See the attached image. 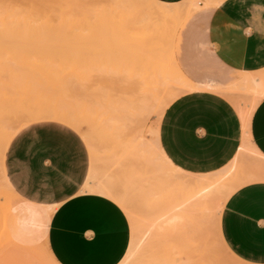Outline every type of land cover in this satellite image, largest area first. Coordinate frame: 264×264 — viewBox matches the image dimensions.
I'll return each mask as SVG.
<instances>
[{
  "label": "crops",
  "instance_id": "crops-1",
  "mask_svg": "<svg viewBox=\"0 0 264 264\" xmlns=\"http://www.w3.org/2000/svg\"><path fill=\"white\" fill-rule=\"evenodd\" d=\"M178 29L183 38L179 59L174 40L175 61L193 86L159 120L164 154L186 172H216L233 160L245 135L264 156V97L243 129L241 109L251 103L243 98L250 96L235 95L248 73L264 70V0H224L200 7ZM4 162L8 182L23 199L18 207L41 213L20 235L10 227L17 242L44 244L55 264L122 260L130 241L129 220L111 199L81 191L90 158L78 132L56 121L31 123L11 139ZM246 184L223 206L221 237L237 258L264 264V181Z\"/></svg>",
  "mask_w": 264,
  "mask_h": 264
},
{
  "label": "bare ground",
  "instance_id": "bare-ground-1",
  "mask_svg": "<svg viewBox=\"0 0 264 264\" xmlns=\"http://www.w3.org/2000/svg\"><path fill=\"white\" fill-rule=\"evenodd\" d=\"M1 1L5 0H0V2ZM12 1L13 0L8 2L6 0V3L4 2L6 5L3 4V2L0 3V28L10 30L23 29L34 33H42L47 31L50 19L49 0H24L23 2L18 0V4L20 2V5H23L24 2L27 1L28 3H25L26 7L23 5V8H20V5H15L17 9L13 6L14 4H12ZM222 1L224 0H183L177 3H166L160 0H114L113 2L110 1V6L106 4L105 6L107 7L102 6L101 8L99 7L96 9V19L94 21V26H96L98 30H107L110 32L112 34L111 37L114 40H119L121 38L120 36H123L126 33L128 35L129 30L133 28H139L138 31H140L141 28L148 29L146 30L147 33H150L148 31L157 34L159 33L158 36H160V32L163 33V31L164 33L169 30H172L173 32V37L171 38H166L164 33L161 34V36H163H160V41H158L160 44L157 42L160 46L156 43L158 36L155 37L153 36L155 34H151L156 38L155 40L153 39V41L158 46H156L157 48L154 47V44L152 45L151 41L146 39L148 35L147 33H142L141 37L139 33V36H137L136 33L135 35L137 37H132H135L136 39L141 38L140 40H142L143 36V38L151 42L150 45L153 47H150L149 45L150 48L146 49V43L149 44V42L143 39L142 42H146H144V46L140 40L137 39V41L135 38V44L132 42L134 46L129 45L131 48L125 47L126 45L119 47V56L121 60H126L127 65L133 66V69H130L131 67L128 68V66L126 67L129 71H131V74L134 75L135 73H138V77L133 78V81H131L130 85H127L128 88H125L124 85V88L130 90L129 92L132 93L129 94V97L127 96L125 99L122 98V101H113L114 103H118L117 105L113 104L114 106L111 104V101H107L108 104L106 106L110 108L104 113L107 115V117H104V119L107 118V123L104 125L107 126H104L99 122L101 124V129L99 132L102 131L108 133L106 130H111L110 136L112 135L114 137L112 138V141L114 146L116 145L117 149H115V151L110 154H114L115 158H118L114 159L109 154L111 156V160L114 159L112 160L113 164H111L112 169H109V171L102 169L95 163L91 164L87 179L81 190L83 192H93L99 195L101 194L100 196L107 197L109 200L111 199L112 202L116 203V205H118L123 210V212L131 221L132 231L129 245L124 257L119 261L118 264H214L212 263L213 252L211 253L210 251L212 250L206 247V242L208 241V236L210 235L214 237V240L219 248L233 261H238L240 264H250L237 258L223 242L220 232V216L226 200L237 188L242 187L244 184L247 185L246 183L249 182L264 181V156L261 155L255 149V147L246 140V136L244 135L242 138V144L240 145L237 154L226 167L216 172L193 174L175 166L164 154L158 141V126L160 117L162 116L161 112H164L163 110L167 108V106L173 100L182 95L179 93H185L191 90L193 86L179 69L175 61V33L184 19L194 10L208 5H219ZM131 32L133 33L132 30ZM129 35L126 37L128 38ZM126 37L125 39H127ZM148 38L150 37L148 36ZM124 41L121 42L124 44ZM127 42L129 43L130 41ZM136 43L138 44L137 46ZM139 44L141 45L139 46ZM142 45L145 49L141 48ZM161 50L168 52L167 56L170 59L169 63L171 62L170 68H166L168 64L166 67L160 66L158 64L161 63L159 62V59H161L162 56L160 54ZM156 51H158V53ZM129 59L133 60V63H129ZM123 61L122 63H124ZM126 67L124 66V68ZM125 74H127V70ZM128 74L127 76H129ZM174 76L175 78L173 79ZM131 77L127 78V81ZM176 78L180 80V83L177 82V86H174L176 84L171 83V81L173 80L176 82ZM118 86L120 87V85ZM237 91L240 93H247L250 96V105L247 108L243 107V109H241L243 129H246L253 109L260 99L264 97V72L260 71L256 73H248L241 81ZM221 92L223 93V90ZM119 104L120 106H118ZM153 105L158 108V110L160 108V113L157 112L158 110L156 111V113H158L157 116H160L156 118V122L150 130L154 136L153 142L146 144V142L142 140L137 141L134 138L135 135L133 136L135 140H132L131 137V139L126 142L124 139L126 134L124 135L122 130L119 132V129L122 128V126L119 125L121 122L119 120L121 118L119 116L120 113L124 114L123 112H128V114L125 115L126 117L132 116L129 113L134 114V116L135 114L136 116H141L143 113L147 112L149 108V110H151ZM161 107H163L162 111ZM50 110L48 109L47 112H43V109H41L34 112L33 114L23 113L24 116L21 115L22 117L19 118L16 126L10 127V129L8 127L9 130H7V127L2 125V128L0 129V182L2 187L7 192H9L14 198L20 200L19 203H21L23 199H21L20 196H18L17 193L13 191L10 183L8 182L4 165L5 152L14 135L25 126L42 120L61 121L71 126H75V129H77L78 123L80 122L78 119H76L78 120L76 122V120L73 118L75 116H72L71 118L69 115L70 113L68 114L67 111L63 110V108L61 109L63 111H59L55 108L54 110ZM94 110L95 109H93V111ZM147 115L148 114H146V116ZM116 122L119 124H116ZM124 123L126 122H123V125H125ZM140 131L138 132L140 135L137 133L139 136H141L142 133H140ZM243 134H245V132ZM84 135L85 136H83V138L89 145L92 143L94 144L93 140L96 139L94 132V138L90 136L88 137L86 134ZM110 162L111 161H109V163ZM132 162L136 166L139 163L143 167H146L147 173L145 174V177L147 174L148 175L147 179L144 178V180H146V185L149 187V192L151 195V201L149 202H152L153 204L151 205H154L152 207H155L152 209H156L157 214L160 211L158 216L154 214V219H156V217H159L158 219L161 218L158 220V223H154V219L152 220V223L148 224L142 222L139 225V223H137L136 217L134 215L133 206L135 204V199L133 195H135L134 193L137 186H141L142 184L140 183L141 180L140 182L138 181L137 184L135 180L136 177L133 176V173L137 171L136 169L138 166L140 168L141 166L138 165L137 168H135V172H133V170L130 169ZM115 164L119 165L114 168V171L117 173L115 177L117 180L113 181L111 180L110 173L112 172L113 165ZM134 165L131 166V168H134ZM141 171L142 172L140 173L143 175L144 172L143 170ZM144 180L142 178V181ZM142 186L145 191L147 186L144 187V184ZM140 191L141 189L138 190L139 194H143L144 191L141 193ZM16 211H18L17 213L25 212L26 214V217L23 220L24 228L25 226H28L31 221L39 214V211L29 210L22 206L17 207ZM213 217L215 219H212ZM21 219H23V217ZM4 225L2 234L3 232L5 234L6 231ZM14 227L15 226L13 225L11 228ZM19 227L20 226H18V228ZM21 229L23 230V228ZM6 235L4 237H8V235ZM4 239V241H6V238ZM42 246L44 247L43 244ZM10 251L12 250H9L8 252ZM14 251L15 250L13 249V252ZM44 251L45 253L43 252V255H45L50 262L47 263L55 264L46 253L45 247ZM18 253L19 252L17 251V254ZM23 254L25 257L26 254ZM27 256L29 257V254H27ZM22 259L24 260L23 257ZM33 260H35L34 264H41V261L37 263L39 259ZM27 261H25L24 264H27ZM32 263L33 262H30V264Z\"/></svg>",
  "mask_w": 264,
  "mask_h": 264
},
{
  "label": "rangeland",
  "instance_id": "rangeland-1",
  "mask_svg": "<svg viewBox=\"0 0 264 264\" xmlns=\"http://www.w3.org/2000/svg\"><path fill=\"white\" fill-rule=\"evenodd\" d=\"M7 1L9 2L11 0H7ZM19 1L23 2L24 0H19ZM28 1L24 2L23 5H25V7H26L25 3H28ZM110 1L113 2L114 0H49L50 19H49V27L47 28L46 32L34 33L23 29L10 30V29L0 28V129L2 128V125L6 126L7 130H9L10 127L16 126L19 118L24 116L23 113L33 114L34 112L41 109H43V112H47L48 109L54 110V108L58 109L59 111L65 110L67 111L68 114L70 113L69 115L71 116V118L72 116H75L76 118L73 117L75 120L76 119L80 120L77 129H75L76 128L75 126H71L64 122L61 121H56V122L62 123L72 128L73 130L75 129V131L79 133V135L85 142L89 152V158H90L89 168L91 164L95 163L97 166L108 171L109 169H112L111 166V164H113L112 160L118 157L115 158L114 154L112 155L110 154L113 153L115 149H117L116 145L114 146V143L112 141V138L114 137L112 135L110 136L111 130L107 129L106 131H108V133L102 131L99 132L101 129L100 127L101 124L104 125L107 123L106 120L107 118L104 119V117H107V115L104 113L107 112L110 108H108V106L106 105L108 104L109 101L112 102L111 103L112 105L113 104L117 105L118 103L116 102H118L119 100L122 101L123 100L122 98L125 99L127 98V96L129 97V94L132 93L129 92L130 90L125 88H128L131 81H133V78L138 77L137 75L138 73L137 74L135 73L133 75L131 74V71L128 70V68L130 67H131L130 69H133V66L127 65L126 60L125 61H123V59L121 60L119 56L120 55L119 47L122 45H126L125 47L131 48L130 46L131 45L134 46L137 39L138 40L141 39V38L136 39L135 37L132 36L140 35L141 37L142 33H147L146 30H148L142 28L140 29V31H138L139 28L130 29L128 35L130 34L131 36L129 35V37L127 38L126 37L128 36L127 33L123 35L124 33L123 32L122 33L123 36H120L121 38L119 40L118 39L114 40L111 37L112 34L107 30L106 31L98 30V28L94 26L95 24L94 21L96 19L95 17L96 9H98L99 7L101 8L106 4L110 6L111 5ZM1 2L5 4L6 0ZM20 2L18 4V0H13L12 4H14L13 6L16 7L20 5ZM23 5H20L21 7L20 6L19 7L23 8L24 7ZM134 29L137 31H135ZM131 30L133 31V33L131 32ZM169 31L165 33L163 31L166 38L173 37L172 30ZM148 32L150 33H147L148 35L146 34L147 35L146 39L151 41L152 45L154 44L155 45L154 47L157 48L158 47L157 45L160 44L158 41H160V38L163 36V35L161 36V34L163 33L160 32V36H161L160 37L158 36L159 33L158 34L152 33L151 31ZM182 32L183 30L178 29L174 36L175 46H176V42H178L177 47H175V57L177 59H179L181 53L180 45L183 38ZM151 34L152 35L155 34L153 36L155 37L158 36L159 39L158 38L156 39ZM124 36L128 40L125 39ZM148 36L150 38H148ZM178 38L179 40H177ZM143 39L147 41L142 36V40ZM153 39L154 40L156 39L157 40L156 43L158 42L159 44L157 43L156 45ZM124 40L130 41L131 43L129 42L130 43L129 44L127 41ZM142 40L140 41L142 42ZM121 41H124L127 44L125 43L123 44ZM145 41L142 42L143 45ZM151 42H149V44L145 42L146 49L153 47L150 45ZM137 45L138 44L136 43V46ZM140 45L141 44H139V46ZM143 45L141 48H144L145 45L144 46ZM156 52L158 53V51ZM160 54L162 55L161 59H159V62L161 63L158 64L160 66H165V67L168 64L166 68H170L171 62L169 63L170 59L167 56L168 52L161 50ZM130 60L131 59H129L128 62L133 63V60H131V62ZM122 61L124 63H122ZM124 66L125 67L128 66V68L127 67L124 68ZM126 70H127V74L129 73L128 74L129 76L125 74ZM129 77L131 78L128 79L127 81V78ZM174 78L175 76L173 77V79ZM177 80L179 79L176 78V82L172 80L171 83H175V84L177 82L180 83V80L179 81ZM121 82L128 84H123ZM118 85H120V87ZM174 86H177V84ZM179 94H183V93H179ZM235 95L239 98L243 97L242 93ZM244 95L247 96L249 94L244 93ZM243 100L244 102H248L250 101V98L249 99L243 98ZM113 101L116 102L114 103ZM154 105L151 108L152 111L149 110L150 109L149 108L148 111L143 113L144 115L142 114L141 116L140 115L136 116V114L134 116V114L129 113L132 116L129 115L131 117L128 116L126 117L125 115H127L128 112H123L124 114L120 113L119 116L121 118L119 120L121 122L120 124L116 122V124L122 126V128L119 129V132L120 130H122V133H124V135L125 134L128 135V136L125 135L124 138L126 142H128L131 139V137L132 140L135 139L137 141L142 140L146 142V144L149 142H153L154 136L150 132V130L152 126L155 124L156 118L160 116V115L157 116V114L160 113V108L158 110V108H156ZM118 106H120V104ZM62 108L63 110H61ZM162 108L163 107H161V111ZM93 109H95L94 110L95 112L93 111ZM156 111L158 113H156ZM146 114L148 115L146 116ZM162 114L163 112H161V115ZM78 120H76V122ZM125 120H127L128 122ZM42 121H47V120H42ZM48 121H54V120H48ZM123 122H126L124 123L126 126L123 125ZM92 131L94 132L96 141L93 140L94 144L92 143L89 145L84 140L83 136H85L84 134H86L88 137L90 136L94 138ZM139 131L140 133L142 132L141 136H139L140 135L138 133ZM134 135H135L134 137L135 139L133 138ZM109 154L114 159L111 160V156ZM109 161H111L112 163L111 162L109 163ZM132 164L130 165V169H132L133 172H135V168H137V166L140 164L138 163L137 166L133 164L134 168H131V166H133ZM117 165L119 164L113 165L112 172L110 170L111 173L107 172L111 174V180L113 181L117 180L115 179L117 173L114 171V168ZM140 166L141 168L138 166V168L136 169L137 171L133 173L134 174L133 176L136 177L135 180L137 184L138 181L140 182L141 180L140 183L142 185L144 184L145 185L144 187H146L147 186L146 180H144V178L147 179L148 174L145 177L147 170L145 166L144 167L142 165ZM139 169L143 170L144 172L143 175H141L140 172L142 171ZM142 178L144 181H142ZM141 186L138 185L134 193L138 198H136L135 195H133L135 199L134 202L136 204V205L134 204L135 207L133 206V208L137 223H139V225L142 222H145V224L152 223L153 221L154 223L156 222L158 223V220H160L161 218L158 219L159 217H156V219H154L155 218L154 214L158 216L160 211L157 214V210L152 209L155 207H152L154 206L151 205L153 203L149 202L151 201L149 187L147 186L148 188L146 187L144 191L143 186L142 187ZM140 189H141L140 193L144 191L143 194L145 196L147 195L146 197L142 193L139 194L138 190ZM18 201L19 199L17 200L9 192H7L2 187L0 182V263L24 264L25 261L28 260L26 262L27 264H30V262H33L32 264H34L35 260L33 259L36 260L39 259L37 263L41 261L40 262L41 264H48L50 262L48 261L47 257L43 255V252L45 253V251L42 244L35 243L30 246H25V244L20 243L19 241L17 242V240L13 238L14 234L19 235L20 232L23 231L21 228L24 229L23 220L26 217L25 212L17 213L18 211L16 210L19 204ZM12 212L14 213L12 214ZM40 215L41 213L39 212V214L35 218H37ZM22 217L23 219H21ZM212 219L215 218L213 217ZM9 224L11 225L9 226ZM129 224L131 230L132 226L130 220H129ZM3 225L6 230L5 234L3 232L4 235L2 234ZM13 225L15 227L11 229H14L12 231L15 232H12L14 234L11 235L10 227H12ZM18 226L20 227L18 228ZM6 234L8 235V237H4ZM208 237L209 238L208 241L206 242L207 243L206 247L212 250L210 251L211 253L213 252L212 263L240 264L238 263V261H233L219 248L212 235ZM4 238H6V241H4L5 240ZM12 248L15 250L14 252ZM9 250L12 251L8 252ZM24 250L27 252H25ZM17 251L19 252L18 254ZM23 253L26 254L25 257ZM27 254H29V257L27 256ZM22 257L24 258L25 261L22 259Z\"/></svg>",
  "mask_w": 264,
  "mask_h": 264
}]
</instances>
